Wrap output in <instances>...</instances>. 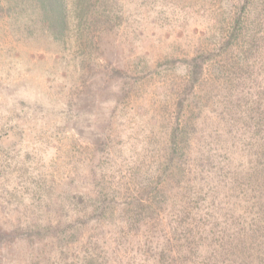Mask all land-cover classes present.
I'll use <instances>...</instances> for the list:
<instances>
[{"label":"rangeland","instance_id":"1","mask_svg":"<svg viewBox=\"0 0 264 264\" xmlns=\"http://www.w3.org/2000/svg\"><path fill=\"white\" fill-rule=\"evenodd\" d=\"M246 3L117 0L88 51L0 0V264H264V0Z\"/></svg>","mask_w":264,"mask_h":264},{"label":"trees","instance_id":"2","mask_svg":"<svg viewBox=\"0 0 264 264\" xmlns=\"http://www.w3.org/2000/svg\"><path fill=\"white\" fill-rule=\"evenodd\" d=\"M117 0H7V6L9 9L16 8L25 18L34 24L29 23L28 33H31V29H42L44 30L53 40L64 42L65 38L69 35L74 37V40L79 44L83 50H93L96 47V41H94L92 35L93 27L105 26L110 24L113 20L111 4ZM248 0H241V8L243 9L247 4ZM118 16V15H117ZM118 18V17H114ZM195 60V59H194ZM193 60L192 74L197 75L200 64ZM120 73L121 70L115 68L114 70ZM181 138V136H178ZM177 136L176 131L171 133L170 141L173 145L176 144ZM173 152L176 153L175 148H172ZM168 158L171 162L175 159V155L171 154ZM97 205L94 207L92 213L96 214L91 219L99 218L105 215L107 207L100 201L96 200ZM101 202V203H100ZM158 204L157 200L150 199L145 206L147 212V220L158 218V213L155 211L154 206ZM106 216V215H105ZM120 222L125 225H130L132 222L131 217H125L121 215ZM79 221V220H77ZM80 222V221H79ZM80 223H83L80 222ZM68 227L72 228L71 234H74L73 229L76 227L71 223H67ZM67 226V225H65ZM51 227H33L31 225H25L21 228V231L25 234L28 239H33L35 236L45 240L48 236H51ZM60 230V232H59ZM174 230V227H173ZM66 227L55 228L54 235L58 239L66 234ZM5 235H9V232L1 231L0 239H3ZM160 249H163L162 247ZM97 259L93 256H88L86 264H96ZM159 262V259H156ZM99 264H108L107 259H103Z\"/></svg>","mask_w":264,"mask_h":264}]
</instances>
